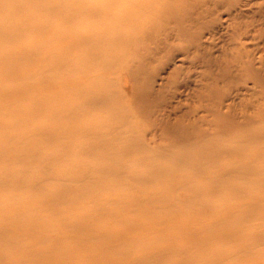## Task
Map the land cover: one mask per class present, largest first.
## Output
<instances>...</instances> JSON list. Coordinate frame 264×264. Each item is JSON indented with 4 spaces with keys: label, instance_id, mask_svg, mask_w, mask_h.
Segmentation results:
<instances>
[{
    "label": "bare ground",
    "instance_id": "obj_1",
    "mask_svg": "<svg viewBox=\"0 0 264 264\" xmlns=\"http://www.w3.org/2000/svg\"><path fill=\"white\" fill-rule=\"evenodd\" d=\"M17 253L264 257V0H0V264Z\"/></svg>",
    "mask_w": 264,
    "mask_h": 264
},
{
    "label": "rangeland",
    "instance_id": "obj_2",
    "mask_svg": "<svg viewBox=\"0 0 264 264\" xmlns=\"http://www.w3.org/2000/svg\"><path fill=\"white\" fill-rule=\"evenodd\" d=\"M11 79V78H10ZM139 235H143L141 232ZM18 255H15L11 258L8 259L9 263H14L15 262H21L22 264H27L29 262L26 261V255L24 253H17ZM32 264V263H30ZM235 264H264V257L258 260L254 261H241V262H236Z\"/></svg>",
    "mask_w": 264,
    "mask_h": 264
}]
</instances>
